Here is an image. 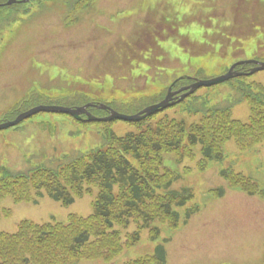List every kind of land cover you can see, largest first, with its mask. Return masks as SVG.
<instances>
[{
	"label": "rangeland",
	"instance_id": "1",
	"mask_svg": "<svg viewBox=\"0 0 264 264\" xmlns=\"http://www.w3.org/2000/svg\"><path fill=\"white\" fill-rule=\"evenodd\" d=\"M42 1L31 0L24 9L17 6L0 12V17H11L7 24L0 23V124L38 105L88 107L86 113L75 115L41 111L0 131V165L11 169L22 168L24 161L26 169L43 167L72 156L71 150L98 148L105 144L108 129L116 136L136 133L144 122L142 111L168 95L164 106L172 103L177 89L191 82L188 79L220 76L237 61L264 62V0ZM84 3L94 7L83 9ZM251 12L257 13V19ZM67 15L73 19L70 27L63 21ZM184 77L188 79L172 88L177 78ZM236 81L264 86V70L212 86L221 91L222 96L215 98L226 101L237 94ZM38 90L44 96L34 93ZM207 92L211 91L201 88L196 93ZM89 99L108 106L93 108V116L88 112ZM190 99L179 104L186 106ZM161 107L149 116L174 114L177 108ZM110 110L135 117L107 120ZM184 111L190 122L194 114ZM232 115L247 121V102L234 104ZM195 152L194 158L199 157L198 148ZM161 153L166 157L164 165L173 169L171 175L181 172L182 166L188 168L174 185L192 186L194 196L188 203L199 207L186 221L185 207L175 208L181 221L172 231L159 218L150 224H158L159 240L171 237L166 244L167 264H264V194L248 196L218 174L226 166L236 173H250L264 189V144L241 151L227 141L223 159L209 162L200 172L193 168L195 159L179 163L175 153ZM218 186L225 193L215 199L209 190ZM95 192L92 187L89 194ZM85 196L87 192L66 206L47 195L37 205L17 203L7 217L0 218V231L14 230L21 219L40 222L51 214L57 219L70 213L88 214L91 200ZM9 205L6 199L1 207ZM114 227L120 229V237L137 229L130 220ZM147 237L143 230L139 243L124 258L148 252L154 244ZM96 245L98 249L105 246L104 241L87 246L77 257L88 255L77 264H97L92 260L99 257L91 252Z\"/></svg>",
	"mask_w": 264,
	"mask_h": 264
},
{
	"label": "trees",
	"instance_id": "2",
	"mask_svg": "<svg viewBox=\"0 0 264 264\" xmlns=\"http://www.w3.org/2000/svg\"><path fill=\"white\" fill-rule=\"evenodd\" d=\"M88 5L84 3V7ZM250 14L257 19V13ZM242 67L244 71L247 68ZM181 79L188 78H177L174 85ZM233 87L237 94L226 101L215 98L220 92L213 95L215 101L210 95L194 96L186 106L179 104L174 114L142 120L136 133L116 136L108 129L104 145L62 156L47 166L22 170L0 166V199L10 196L14 201L36 200L46 194L68 205L84 191L97 188L92 212L83 218L73 216V221L43 224L22 221L15 232H0V264H72L86 257L88 254L77 255L98 241H104L105 246L98 249L96 245L91 250L93 257L109 262L119 252L118 247L122 248L116 224L134 219L137 228L143 229L159 218L167 219L170 228L176 227L179 213L175 208L191 199L192 193L188 187H170L179 176L161 168V152L176 151L181 162L199 146L202 158L208 161L223 157L222 147L228 140H233L239 150L264 143V87L242 81ZM241 100L249 107L247 121L231 115V106ZM184 110L197 114L198 120L187 123L180 114ZM225 175L234 187H245L248 194L254 193L256 185L249 178ZM217 195H222L221 189ZM196 208L184 212V221ZM151 229L150 237L155 240L158 228ZM138 233L139 230L132 233V243L137 241ZM154 255L155 264H165L163 245L155 246Z\"/></svg>",
	"mask_w": 264,
	"mask_h": 264
},
{
	"label": "water",
	"instance_id": "3",
	"mask_svg": "<svg viewBox=\"0 0 264 264\" xmlns=\"http://www.w3.org/2000/svg\"><path fill=\"white\" fill-rule=\"evenodd\" d=\"M15 0H8V3H11V2H14ZM24 1H27V0H24ZM250 62H253L256 64V66L254 68H252L250 70V73H253V72H256V71H259V70H263L264 69V63L262 62H257V61H243V62H240V63H250ZM236 65H233L229 71L224 74V75H221V76H218L216 78H213L211 80H199V81H196L195 83L191 84L188 88L189 90L182 94L180 96V99H183L184 97H186L188 94L194 92L197 88L201 87V86H210V85H213L215 83H218V82H221V81H224L226 79H229L231 77H235V76H238L239 73L236 72V71H233V68L235 67ZM169 94H171L169 92ZM173 94V93H172ZM170 99V96L168 95L166 97V99L164 101H162L161 103L159 104H155V105H152V106H148L146 107L142 112H145L146 114H144L143 116L141 117H144V116H148L154 112L157 111L158 107L159 106H162V108H165L167 106H169L170 104H167L166 106H164L166 104V102L168 103V100ZM87 105L83 106V107H77L75 109L73 108H67V107H60V106H37L35 108H32L31 110L29 111H26L22 114H20L19 116H17V118H15L13 121H10L8 123H4V124H0V129H3V128H6V127H9L11 125H15L17 124L18 122H20L21 120H23L24 118L36 113V112H39V111H53V112H68L70 114H79L81 112L83 113H86V108ZM101 107H103V105H100ZM135 116H125V115H122V114H117L116 112H114L113 110H110V116L106 117L105 119L107 120H111V119H116V118H119V119H133ZM140 117H137L136 119H139Z\"/></svg>",
	"mask_w": 264,
	"mask_h": 264
}]
</instances>
